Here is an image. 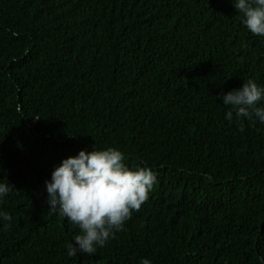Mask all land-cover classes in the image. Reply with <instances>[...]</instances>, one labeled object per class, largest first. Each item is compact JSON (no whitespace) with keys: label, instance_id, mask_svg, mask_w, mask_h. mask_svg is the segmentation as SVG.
<instances>
[{"label":"trees","instance_id":"trees-1","mask_svg":"<svg viewBox=\"0 0 264 264\" xmlns=\"http://www.w3.org/2000/svg\"><path fill=\"white\" fill-rule=\"evenodd\" d=\"M264 86L233 0H0V264H264V124L219 99ZM218 98V99H216ZM151 168L148 200L92 256L46 203L81 150Z\"/></svg>","mask_w":264,"mask_h":264},{"label":"clouds","instance_id":"clouds-1","mask_svg":"<svg viewBox=\"0 0 264 264\" xmlns=\"http://www.w3.org/2000/svg\"><path fill=\"white\" fill-rule=\"evenodd\" d=\"M233 6L242 14L245 28L264 37V0H233ZM218 98L229 109L226 120L239 121L241 131L244 120L253 126L264 124V86L248 80L241 88ZM126 159L125 153L115 148L81 150L77 156L63 160L45 182L49 212L66 218L82 233L67 246L69 257L92 256L105 247L148 200L157 180L154 171L138 165L129 167ZM13 189L7 179H0V203ZM11 221L7 212L0 211L5 228L11 227ZM141 264L152 262L145 258Z\"/></svg>","mask_w":264,"mask_h":264}]
</instances>
